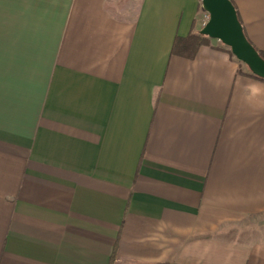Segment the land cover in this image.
Here are the masks:
<instances>
[{
    "label": "crops",
    "instance_id": "obj_1",
    "mask_svg": "<svg viewBox=\"0 0 264 264\" xmlns=\"http://www.w3.org/2000/svg\"><path fill=\"white\" fill-rule=\"evenodd\" d=\"M264 51V0H233ZM202 0H0V264H264V82Z\"/></svg>",
    "mask_w": 264,
    "mask_h": 264
},
{
    "label": "water",
    "instance_id": "obj_2",
    "mask_svg": "<svg viewBox=\"0 0 264 264\" xmlns=\"http://www.w3.org/2000/svg\"><path fill=\"white\" fill-rule=\"evenodd\" d=\"M202 6L209 14V20L200 31L201 34L221 41L253 74L264 78V58L246 36L233 2L202 0Z\"/></svg>",
    "mask_w": 264,
    "mask_h": 264
},
{
    "label": "trees",
    "instance_id": "obj_3",
    "mask_svg": "<svg viewBox=\"0 0 264 264\" xmlns=\"http://www.w3.org/2000/svg\"><path fill=\"white\" fill-rule=\"evenodd\" d=\"M231 1L233 2V0H231ZM233 4H234V2H233ZM237 13H238L239 20L242 23V20L240 18L238 10H237ZM242 25H243V23H242ZM243 28H244V32H245V34L247 36V33H246L244 25H243ZM205 44L206 45H210V38L208 36L201 34V32L200 33H192L186 39L177 38L176 41H175L173 52L177 53L182 48V50L189 51L190 57H194L196 55V53H197L198 48L201 45H205ZM225 49L231 54L232 57H235L229 47H226ZM256 49L258 50L260 55L264 58V51L258 49L257 47H256ZM249 75L251 77L257 79V80H261V81L264 82V78H261V77L255 75V74H253L252 72H250Z\"/></svg>",
    "mask_w": 264,
    "mask_h": 264
},
{
    "label": "rangeland",
    "instance_id": "obj_4",
    "mask_svg": "<svg viewBox=\"0 0 264 264\" xmlns=\"http://www.w3.org/2000/svg\"><path fill=\"white\" fill-rule=\"evenodd\" d=\"M243 65H244L243 67H244L245 70H249L250 71V69L248 68V66L246 64L243 63Z\"/></svg>",
    "mask_w": 264,
    "mask_h": 264
},
{
    "label": "built area",
    "instance_id": "obj_5",
    "mask_svg": "<svg viewBox=\"0 0 264 264\" xmlns=\"http://www.w3.org/2000/svg\"><path fill=\"white\" fill-rule=\"evenodd\" d=\"M209 20V14H208V16H207V21Z\"/></svg>",
    "mask_w": 264,
    "mask_h": 264
}]
</instances>
